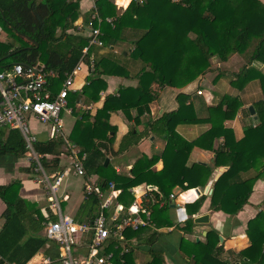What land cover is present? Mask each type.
<instances>
[{
    "label": "trees",
    "instance_id": "obj_1",
    "mask_svg": "<svg viewBox=\"0 0 264 264\" xmlns=\"http://www.w3.org/2000/svg\"><path fill=\"white\" fill-rule=\"evenodd\" d=\"M121 5L124 0H112ZM79 0H0V28L15 42L0 41V71L8 69L12 64L20 63L30 66L36 61L44 64L46 69L59 73H70L82 61L89 65L88 56L82 53L87 40L67 34L74 28L77 19ZM96 11L102 20L100 40L104 45L116 42L124 29L139 31L133 40L130 57L139 61L141 67L137 74L138 85L135 88H122L118 97L107 96L103 106L94 116L86 112L79 115L69 134V141L83 154L82 167L85 177L96 175L98 191L86 196L83 209L91 214L89 223L100 213L103 198L101 193L109 191V185L121 190L117 196L120 203L129 205L134 197L130 190L142 184L155 186L157 192L149 191L143 199V207L149 211V225L138 230L126 229L124 236L137 243L152 245L159 236L158 229L170 226L166 216L167 204L159 206L167 199L173 188L181 191L203 187L212 169L205 168L198 174L186 167L188 157L194 147L214 151L215 167H227V170L216 180L210 196L209 209L214 212L236 215L252 193L257 180L264 181V102L255 106L258 122L245 129L243 137L236 141L233 132L223 126L225 121L233 120L242 106L239 97L224 95L216 105L207 108V118L197 119L191 104L178 101V108L170 118L149 123L146 127L152 133L164 136L166 140L161 159L163 167L159 172L151 170L156 161L141 156L131 168L130 176L116 175L112 168L104 165L106 156L101 152L103 143L111 145L115 129L108 123L109 114L117 111H134L133 121L138 124L140 118L149 112L148 105L157 98L154 84L161 87L182 88L210 69V59L216 57L225 62L231 55L245 58L243 67L234 74L231 87L242 90L251 80H257L264 95V75L252 67L253 62L264 65V2L262 0H181L172 3L170 0H146L143 4L131 1L120 16H116L115 7L108 0H96ZM112 18V23L105 22ZM94 26L96 23L94 22ZM17 43V44H15ZM15 52V53H14ZM14 53L10 57H7ZM128 77V71L117 61L102 57L92 66V76L83 86L81 96L85 102H97L99 94L105 90L106 84L102 76ZM74 95H69L72 105ZM186 96L179 94L177 100ZM204 121L210 129L196 140L188 142L175 132L181 124H193ZM132 131L120 144L117 153L125 151L130 138L137 144ZM222 137L218 149H214L215 139ZM32 148L40 156L39 163L44 171L57 168L62 149L67 150L63 141L48 140L35 142ZM68 151V150H67ZM27 149L18 130H7L0 127V156L7 153L17 157L25 155ZM47 157H51L49 160ZM253 170L252 177L243 174ZM16 183L0 186V198L7 209L3 214L5 223L0 233V256L15 264H25L36 253L41 242L31 239L22 246L18 244L23 235L20 229V214L25 202L17 196L9 199V191H14ZM205 197L197 198L187 204L189 218L181 231L191 232L194 226L191 216L196 214ZM108 219L109 214L103 211ZM22 234H21V233ZM246 236L250 246L239 252L240 259L246 258L245 264H264V214L258 212L247 224ZM219 236L211 230L205 242H180L179 250L187 256L190 264H227L218 258L221 248L218 247ZM105 253L112 251L113 264H134L132 251L124 255L119 262L120 250H113L115 241L111 240ZM26 255L20 259V254ZM104 253V254H105ZM162 264L160 254L154 253L151 262Z\"/></svg>",
    "mask_w": 264,
    "mask_h": 264
},
{
    "label": "crops",
    "instance_id": "obj_2",
    "mask_svg": "<svg viewBox=\"0 0 264 264\" xmlns=\"http://www.w3.org/2000/svg\"><path fill=\"white\" fill-rule=\"evenodd\" d=\"M95 1L96 0H79V10L77 19L74 22V28L68 30L66 32L67 34L79 36L88 41L90 35L88 23L97 14ZM108 2L115 7L116 16H120L127 8L130 0H124L120 6L115 5L112 0H108ZM262 2H264V0H262ZM139 33V31L127 28L122 31L120 38L113 44L83 47L82 53L86 55V57L88 56L89 65L87 66L82 61L79 62L81 64V69L75 76L73 83L75 93L72 94L74 95V102L70 105L72 110L70 114L64 113L62 115L64 132L67 138L69 137L74 123L79 119V115L76 113L80 114L86 112L90 116H94L96 111L103 106L107 96L118 97L119 91L122 88H135L138 85L137 74L141 67V63L139 61H134L130 57V53L133 50V40L136 39ZM1 41L7 42L5 37ZM84 49H86V51ZM102 57H109L124 66L128 71V77L113 75L102 76L101 78L104 80L106 87L105 90L99 94V100L93 103L85 102L84 97L81 96V90L83 86L88 84L89 79L93 77L92 70L88 68L91 64L93 66V63ZM243 63L245 64V58L239 55H231L225 62L217 60L216 57H212L210 59L209 71L185 87L177 89L164 86L160 88L158 85L154 84L152 88L156 90L157 98L148 105L149 112L145 113L140 118L138 124H135L133 121L134 111L124 110L110 113L108 123L115 129V133H110V136L114 135V138L111 145L103 143L100 149L106 156V165L108 164L116 175L130 176L131 168L135 161L141 156H146L149 160L153 158L156 159L151 170L159 172L163 167L161 155L166 140L164 136L161 137L160 135L154 134L149 129L147 132L145 130L149 123L155 121L159 122L164 118L172 117L178 108V101H184L185 105L191 104L197 119L205 120L208 115L207 108L219 103L222 96L239 97L242 106L237 111L234 119L225 121L223 126L233 132L236 141L240 140L244 135L245 129L250 126H255L258 122L255 106L258 102H264V95L261 92L257 80L249 81L242 90L234 89L231 87L230 81L233 80L235 73H229L227 70L220 68V66L223 65L227 68L238 67L237 70H239L243 67ZM252 67L264 75V65L259 62H253ZM237 72L238 71H236V73ZM204 80H207L209 90L200 88V83ZM197 90L202 91L201 96L196 95ZM179 94L185 95L186 99L183 100V98H180L177 100ZM249 106L253 107L254 115L257 117L256 120L249 114ZM28 126L29 134L36 138L35 142L51 140L48 127L38 124L33 119L28 121ZM0 127L10 130V128L5 126ZM209 129L210 125L208 123L200 121L193 124L178 125L175 128V132L184 140L192 142ZM131 131L137 135L135 138L138 141L137 144H134L133 138H130V143H132V145L125 151L117 153L120 144L129 136ZM222 141V137L215 139L213 143L214 149H218ZM215 157L214 151H208L198 147L192 149L186 162V167L198 174H202L205 168H211L212 173L207 183L203 187L195 188L199 190L198 195L194 193V189L181 191L178 187L173 188L170 195L174 197L171 199L169 195V197L163 200L159 205L163 206V204H167L165 214L170 222V226L158 229V238L149 246L137 243L134 239L126 240L125 238L127 243L126 246L129 248V251L123 255L119 253L118 258L120 263H122L123 256L132 251L131 255L134 264H147L151 262L153 252L160 254L162 264H190V260L187 259V256L182 254L179 250L181 240L184 239L190 243H204L207 233L211 230L217 232L218 236L222 238L221 241L218 239V247L221 248V251L218 253V258L220 260L227 264L247 263L246 258L240 259L237 254L250 246V241L246 236L248 222L252 220L258 212L264 214V181L260 179L254 183L247 204H245L236 215L225 214L221 211H211L209 209L210 196L214 183L222 173L227 170V167L224 166H214ZM50 158L51 157H47L48 160ZM58 160L59 164L56 169L47 172L42 168L45 177L50 183L53 182L54 177L62 172L70 163V152L62 149V153ZM35 167V162L28 155V151L25 155L20 157L10 153L0 156V186H8L16 183L18 187L14 191H9V199L17 196L20 200L25 202L19 221L23 235L19 239L18 244L22 246L31 239L35 241V244L41 242L36 253L25 264H61V252L53 241L45 237L44 227L47 223L58 221L60 217L70 218L76 226L88 224L91 214L87 209H83V204L86 202L87 196L85 189L86 186H91L92 188L96 187L98 189L96 186L98 177L92 175L86 178L85 174L84 176H76L73 173L65 176L56 192L59 208V211H57V209L51 207L47 199L46 183L43 182L44 176L41 172L36 171ZM254 174L255 172L251 170L243 174V177H252ZM110 185L109 191L101 193L103 201L105 199L108 200L107 207L103 209V211L109 214L108 219L114 214H118L120 217L126 215V210L136 199L138 201V206L140 205L139 207L145 209L143 207L144 197L147 196L149 191L157 192L155 186H147L146 184L134 187L130 190L134 200L131 204L126 205V202L120 203L117 201V196L120 194L121 190H112ZM112 191H114V194H112ZM201 196L205 197L204 202L199 211L193 214L191 218L193 220L196 216L206 214L209 216L208 223H193L194 226L191 228V232L184 233L181 231V228L189 218L185 206L193 203ZM178 206L183 209L186 216L184 221L180 219V212L177 209ZM6 209L7 206L5 202L0 198V233L5 223L3 214L6 212ZM146 213L147 214L139 213L140 220L146 223L139 228L150 226L149 211L146 210ZM73 235L74 243L72 245V256L82 259L89 252L88 248L91 243L92 233L75 231ZM110 241L111 240H109L107 244H104L99 255L112 253V251L105 253V249L110 244ZM119 245V242H115L113 250L118 248L121 252V247ZM25 255V253L20 254V259ZM113 257L112 253V258ZM0 264L15 263H10L7 259H3L0 256ZM107 264L113 263L108 260Z\"/></svg>",
    "mask_w": 264,
    "mask_h": 264
},
{
    "label": "built area",
    "instance_id": "obj_3",
    "mask_svg": "<svg viewBox=\"0 0 264 264\" xmlns=\"http://www.w3.org/2000/svg\"><path fill=\"white\" fill-rule=\"evenodd\" d=\"M143 4L146 0H130ZM172 3H179L181 0H170ZM101 19L96 14L88 23L90 29L89 39L86 46H102L100 40L99 25ZM112 18H106L105 22L112 23ZM94 22L96 26H94ZM86 51V49H84ZM81 69L78 63L70 73H63L62 79L59 73L52 69H46L44 64L36 61L30 66H24L20 63L12 64L10 68L0 71V126H5L13 130H18L21 134L28 155L33 159L36 165V171L42 173L43 182L46 183L47 199L52 208H58L56 192L62 179L73 173L76 176H84L82 160L76 158L77 147L71 143L65 132L62 115L70 114L69 95L75 93L73 83L75 76ZM92 70V64L88 68ZM197 96L202 95L201 90L196 91ZM35 120L38 124L49 128L50 139H61L71 154V160L65 169L54 177L53 182H49L45 177L42 167L39 163L40 156L36 155L32 145L36 138L29 134L28 121ZM110 188L114 190L113 185ZM98 189L86 186V195ZM116 192V191H115ZM114 194V191H112ZM101 197V194H100ZM174 196L170 195L172 199ZM108 200H104L100 205L99 215L90 223L83 225H74L72 220L67 217H60L58 221L47 223L44 227L45 237L53 241L61 252V264H107L112 258V253L99 255L104 244L109 240L119 242L121 247L120 254L123 255L129 251L126 246V240L123 232L126 228L132 230L144 226L146 223L141 221L139 213L147 214L146 210L138 206L137 199L126 210V215L120 217L114 214L107 219L103 214V209L107 207ZM140 204V203H139ZM180 212V219L184 221L186 216L183 209L177 207ZM91 232L92 238L89 245L88 254L80 259L72 256V245L74 243V232Z\"/></svg>",
    "mask_w": 264,
    "mask_h": 264
},
{
    "label": "water",
    "instance_id": "obj_4",
    "mask_svg": "<svg viewBox=\"0 0 264 264\" xmlns=\"http://www.w3.org/2000/svg\"><path fill=\"white\" fill-rule=\"evenodd\" d=\"M14 53H15V52H14ZM14 53H11V54L8 55L7 57H10V56L13 55ZM248 112H249V114L253 117L254 120L257 119V117L254 115V110H253V107H252V106H249V107H248ZM106 163H107V159L105 160L104 165H106ZM194 193H195L196 195H198V194H199V190H198V189H194ZM183 214H184V212H183ZM184 215H185V214H184ZM208 220H209V216L206 215V214H203V215H200V216H196V217L193 219V223H194V224H207V223H208ZM219 240L221 241L222 238L219 237ZM196 241H197V240H196Z\"/></svg>",
    "mask_w": 264,
    "mask_h": 264
},
{
    "label": "rangeland",
    "instance_id": "obj_5",
    "mask_svg": "<svg viewBox=\"0 0 264 264\" xmlns=\"http://www.w3.org/2000/svg\"><path fill=\"white\" fill-rule=\"evenodd\" d=\"M5 37V40H7V41H10V42H15V40L13 39V38H10L9 37V35L8 34H6L4 31H2L1 30V28H0V41L1 40H3V38ZM15 44H17V43H15ZM218 60V59H217ZM244 64V63H243ZM242 64V65H243ZM220 68H222V69H225V70H227L229 73H236V71H239V70H237L238 69V67H236V68H233V67H229V68H227L226 66H223V65H221L220 66ZM209 84H208V82H207V80H204V81H202L201 83H200V88H202V89H206V90H209ZM70 119V118H69ZM67 121V120H66ZM71 122V121H70ZM67 123H69V122H67ZM68 125V124H67Z\"/></svg>",
    "mask_w": 264,
    "mask_h": 264
}]
</instances>
